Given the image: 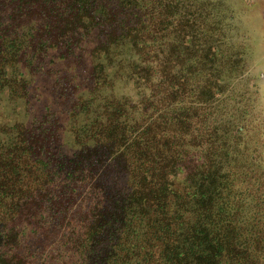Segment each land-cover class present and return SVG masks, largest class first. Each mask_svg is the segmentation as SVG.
<instances>
[{
    "label": "trees",
    "instance_id": "trees-1",
    "mask_svg": "<svg viewBox=\"0 0 264 264\" xmlns=\"http://www.w3.org/2000/svg\"><path fill=\"white\" fill-rule=\"evenodd\" d=\"M221 2L0 0V264H264Z\"/></svg>",
    "mask_w": 264,
    "mask_h": 264
},
{
    "label": "rangeland",
    "instance_id": "rangeland-1",
    "mask_svg": "<svg viewBox=\"0 0 264 264\" xmlns=\"http://www.w3.org/2000/svg\"><path fill=\"white\" fill-rule=\"evenodd\" d=\"M224 11L233 14L232 19V37L240 44L243 45L245 53V71L238 81H235L232 87L236 99L235 103H239L245 109L250 111L249 115L252 116L250 124L252 129V144L254 138L259 140V151L263 156V163L260 167L264 169V0H222ZM238 35L242 40H239ZM40 83L41 96L39 101L36 102L37 108L41 103H45L48 99L47 90L49 86L46 78ZM40 82V79H39ZM122 88V89H121ZM120 90L125 92L135 93L136 89L133 88L132 83L128 80L124 82ZM238 106V104H237ZM60 109V106H56ZM3 117L4 112L1 113ZM61 115L62 122H68L69 117L63 112ZM65 124V123H64ZM67 126V125H66ZM64 141L69 140L70 136L66 133L63 136ZM73 145L65 146L67 152H71Z\"/></svg>",
    "mask_w": 264,
    "mask_h": 264
}]
</instances>
